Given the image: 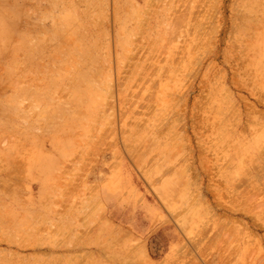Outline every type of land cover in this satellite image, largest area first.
Wrapping results in <instances>:
<instances>
[{"label":"rangeland","instance_id":"obj_1","mask_svg":"<svg viewBox=\"0 0 264 264\" xmlns=\"http://www.w3.org/2000/svg\"><path fill=\"white\" fill-rule=\"evenodd\" d=\"M188 263L264 264V0H0V264Z\"/></svg>","mask_w":264,"mask_h":264},{"label":"bare ground","instance_id":"obj_2","mask_svg":"<svg viewBox=\"0 0 264 264\" xmlns=\"http://www.w3.org/2000/svg\"><path fill=\"white\" fill-rule=\"evenodd\" d=\"M179 122H180V121H179ZM70 196H71V195H70ZM70 199H71V197L69 198V200H70ZM71 231H72V230H71ZM224 252H225V251H224ZM224 252H223V253H224ZM77 254H79V253H77ZM202 254H203V253H202ZM231 254H232V253H231ZM231 254H230V255H231ZM204 256H205V255H204ZM219 257H220V256H219ZM230 257H231V256H230ZM80 258H82V257H80ZM202 258H203V257H202ZM203 259H204V258H203ZM207 261H208V260H207ZM224 262H226V261H224ZM229 262H230V261H229ZM194 263H195V261H194ZM188 264H190V263H188ZM213 264H214V263H213Z\"/></svg>","mask_w":264,"mask_h":264}]
</instances>
